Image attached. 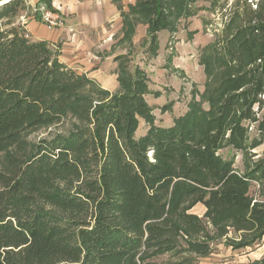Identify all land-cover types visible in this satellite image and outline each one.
I'll list each match as a JSON object with an SVG mask.
<instances>
[{"label":"trees","instance_id":"trees-1","mask_svg":"<svg viewBox=\"0 0 264 264\" xmlns=\"http://www.w3.org/2000/svg\"><path fill=\"white\" fill-rule=\"evenodd\" d=\"M194 2L134 0L120 11L122 40L139 21L155 51ZM23 7L0 5V264H195L210 230L238 234L235 247L264 235V148L253 151L264 145V0L224 15L201 61L207 108L192 101L168 127L154 124L127 54L113 57L120 91L110 92L29 40L15 23ZM65 120L64 133L29 140ZM224 148L242 153V172Z\"/></svg>","mask_w":264,"mask_h":264},{"label":"rangeland","instance_id":"rangeland-1","mask_svg":"<svg viewBox=\"0 0 264 264\" xmlns=\"http://www.w3.org/2000/svg\"><path fill=\"white\" fill-rule=\"evenodd\" d=\"M23 1L24 7L19 11L15 23L24 25L25 35L29 40H32L26 23L30 19L37 18L39 13L36 9L43 2L39 0ZM129 1H122L121 5L124 6V11H127L126 4ZM240 1L242 0L239 2L237 0H215V4L211 5L212 0H195L192 4V9L195 10L193 16L178 18L173 32L161 30L157 33V49L155 51L148 49L149 40L146 25L142 22L136 21L133 33L122 40L123 19L121 15L119 30H117L116 21L111 18L103 26L92 24L94 29L89 33L90 38L85 39L86 41L78 37L76 40L64 36L54 41L52 48L55 50V45L59 44L61 58L66 63L72 64L76 72L88 73L89 76H94L95 72H98L96 70L98 61L104 60L106 56H109L107 58L108 65L104 70L109 68L110 73H114L116 62H113V57L127 54L128 70L133 72L135 68H140L144 71L149 89L145 100L152 110L154 124L168 127L176 117L185 113L188 104L192 101L207 108L204 93L209 82L207 83L201 61L210 52V44L215 34L213 33L214 29L222 28L220 26H223L225 21L224 15L229 13L233 6L240 4ZM51 6L61 14L60 8L56 7L54 3H51ZM118 11L120 13L119 9ZM61 16L64 19L63 15ZM71 17V15L67 16L68 20ZM45 28L50 30L46 26ZM42 33L44 34V32ZM75 33L81 35V28H77ZM113 65L115 66L114 70ZM98 79L93 78L96 82ZM99 85L102 87L100 83ZM118 91H120L119 85L116 91L110 92ZM69 126V121L65 120L42 127L32 133L29 140L37 141L41 138H50L55 134L64 133V130ZM146 128V123L140 119L135 138L142 136ZM263 148L264 145H260L253 151L259 155ZM219 154L224 158L233 157L234 168L240 172L244 170L240 151L224 148L219 151ZM249 194L258 198L257 185L254 182L250 187ZM192 211L202 215L203 207L197 205ZM210 232V250L206 255L197 257L195 264H264V235L252 245L235 247L239 238L238 234L232 230H229L224 236H216L212 230Z\"/></svg>","mask_w":264,"mask_h":264},{"label":"crops","instance_id":"crops-1","mask_svg":"<svg viewBox=\"0 0 264 264\" xmlns=\"http://www.w3.org/2000/svg\"><path fill=\"white\" fill-rule=\"evenodd\" d=\"M123 0H51V3L61 10V15H63L65 24L68 20L67 16L71 15L72 17L67 21V26L59 30H47L43 23L37 19H30L26 23V28L28 29L32 40H45L49 42L52 46L54 41L67 36L77 40V37L82 40H87L90 38L89 33L94 29L92 28L95 24L96 26L105 25L106 22L110 21L111 18L116 21L117 30L121 26V16L118 9L124 11V6L121 5ZM134 0H130L126 4V9L128 4H132ZM54 6V7H55ZM67 20H66V18ZM77 25V26H75ZM24 27V25H22ZM77 28H81L82 34L75 33ZM137 28V27H136ZM44 32V34L42 33ZM100 33V31H99ZM107 33V32H106ZM80 36V37H79ZM85 40V41H86ZM58 47L59 55L58 59L64 65L74 69L72 64L66 63L61 58L60 45L56 44ZM107 58L104 57V60L100 59L97 64L96 71L94 74L97 76H89L88 73L85 74L89 78L98 79V84L100 83L103 88L109 89L110 91H116L118 89V83L116 81V71L110 73V69H105V66L108 65ZM113 62H115L113 60ZM104 65V66H103ZM107 67V66H106ZM113 65V70H114ZM75 70V69H74ZM78 73V72H77ZM171 125V124H170ZM169 126V125H168Z\"/></svg>","mask_w":264,"mask_h":264},{"label":"built area","instance_id":"built-area-1","mask_svg":"<svg viewBox=\"0 0 264 264\" xmlns=\"http://www.w3.org/2000/svg\"><path fill=\"white\" fill-rule=\"evenodd\" d=\"M39 13L40 21L50 30L65 28V22L61 14L56 9L48 8L44 3L36 9ZM251 129V128H250Z\"/></svg>","mask_w":264,"mask_h":264},{"label":"water","instance_id":"water-1","mask_svg":"<svg viewBox=\"0 0 264 264\" xmlns=\"http://www.w3.org/2000/svg\"><path fill=\"white\" fill-rule=\"evenodd\" d=\"M7 0H1L0 1V5L3 4L4 2H6Z\"/></svg>","mask_w":264,"mask_h":264}]
</instances>
